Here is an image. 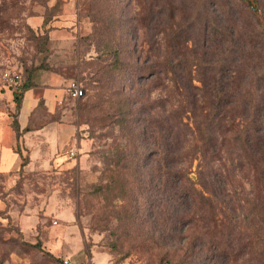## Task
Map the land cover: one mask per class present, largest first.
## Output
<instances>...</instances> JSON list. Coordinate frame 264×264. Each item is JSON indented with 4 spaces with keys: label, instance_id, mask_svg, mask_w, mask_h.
I'll list each match as a JSON object with an SVG mask.
<instances>
[{
    "label": "rangeland",
    "instance_id": "rangeland-1",
    "mask_svg": "<svg viewBox=\"0 0 264 264\" xmlns=\"http://www.w3.org/2000/svg\"><path fill=\"white\" fill-rule=\"evenodd\" d=\"M218 46L242 85L229 94L264 96L255 86L264 79V0H0L2 91L14 94L5 74L16 72L17 90L51 75L85 89L79 100L67 93L58 115L39 107L27 132L73 126L88 144L76 158L59 153L30 165V150L17 143L21 168L10 181L0 172V264H60L65 256L264 264V225L250 238L243 225L251 168L226 146L205 153L198 143L202 99L216 96L203 81L219 77ZM9 113L16 122V109Z\"/></svg>",
    "mask_w": 264,
    "mask_h": 264
},
{
    "label": "trees",
    "instance_id": "trees-1",
    "mask_svg": "<svg viewBox=\"0 0 264 264\" xmlns=\"http://www.w3.org/2000/svg\"><path fill=\"white\" fill-rule=\"evenodd\" d=\"M217 49L216 66L218 65L219 77L210 83L203 81L206 85L205 90L215 91L216 96L202 99L204 114L197 126L198 143L205 153L215 151L217 146H226L231 157L238 156L251 168L254 177L253 198L246 199V204L241 207L243 225L250 238L259 234V226L264 225V96L242 98L230 95L229 89H233L235 85L239 89L242 85L240 83L237 85L232 79L235 71L227 64L229 62L227 54L230 52L221 46ZM36 86L32 82H27L23 88L15 90L14 102L17 110L20 108L24 92ZM255 86L264 88V79H260ZM185 102L189 105L195 103L190 99ZM183 111H177L173 115L181 118ZM13 128L17 137H20L22 133L16 122L13 123ZM27 131L28 128L24 130ZM201 200L208 206L212 218L216 219L215 206L210 198L202 195ZM253 227L254 229L250 230ZM260 255L264 260V241Z\"/></svg>",
    "mask_w": 264,
    "mask_h": 264
},
{
    "label": "crops",
    "instance_id": "crops-1",
    "mask_svg": "<svg viewBox=\"0 0 264 264\" xmlns=\"http://www.w3.org/2000/svg\"><path fill=\"white\" fill-rule=\"evenodd\" d=\"M66 21H69L67 17L60 18L54 26L60 27L66 24ZM35 23L39 24L40 22L36 20ZM66 89L65 78L51 75L43 85L30 88L24 92L20 108L17 110L13 101L14 94L11 91L3 92L0 87V172L9 181L13 179L10 175L19 170L22 165V157L15 151L18 142L30 150V165L45 164L49 159H52V155L62 153L69 146H77L80 153L87 151L88 144L85 141L76 139L77 128L73 126L59 125L54 130L41 128L36 132H24L39 107L43 106L45 111L51 116L62 112V105L67 100ZM4 100L11 101V103L6 106L3 103ZM15 109L17 112L15 120L19 131L23 135L20 138L17 137V133L13 128V118L9 115V111L15 112ZM71 143L73 144L71 145ZM36 148L44 152L47 151L48 157H40L39 159V157L33 156L32 153ZM64 163L63 158L56 159L58 167H62ZM68 165L72 164L69 163ZM68 216V212L62 211L58 217L65 220L69 219ZM32 223L33 220L27 218L24 220V224L27 227L31 226ZM65 257H71L73 261L78 262L72 256Z\"/></svg>",
    "mask_w": 264,
    "mask_h": 264
},
{
    "label": "built area",
    "instance_id": "built-area-1",
    "mask_svg": "<svg viewBox=\"0 0 264 264\" xmlns=\"http://www.w3.org/2000/svg\"><path fill=\"white\" fill-rule=\"evenodd\" d=\"M5 79L6 81L14 87L15 90H17L21 83L23 82V74L21 72L19 73H6L5 74ZM68 95L70 96L71 99L73 100H79L81 99L84 94H85V89L79 82H71V84L68 86L66 89ZM62 153L67 156L70 159L76 158L79 156V148L77 146H69L68 148L64 149ZM60 264H92L91 262H75L72 260L71 257H63L61 259Z\"/></svg>",
    "mask_w": 264,
    "mask_h": 264
}]
</instances>
